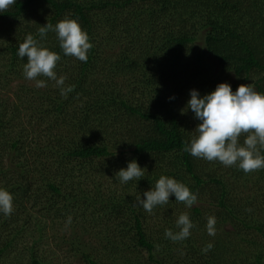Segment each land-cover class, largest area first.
Listing matches in <instances>:
<instances>
[{
  "label": "trees",
  "instance_id": "obj_1",
  "mask_svg": "<svg viewBox=\"0 0 264 264\" xmlns=\"http://www.w3.org/2000/svg\"><path fill=\"white\" fill-rule=\"evenodd\" d=\"M65 17L89 35L86 63L65 56L54 32L38 35ZM28 34L61 56L67 98L45 77L44 88L27 84L18 44ZM220 83L264 94V0H16L0 12V188L14 205L0 213V264H53L51 246L77 264H264V169L245 174L183 150L201 123L181 114L190 92L202 98ZM104 159L112 167L97 177ZM132 161L147 171L116 190L114 167ZM162 175L198 195L183 241L165 238L179 231L172 222L151 231L132 205L139 185L152 190Z\"/></svg>",
  "mask_w": 264,
  "mask_h": 264
},
{
  "label": "clouds",
  "instance_id": "obj_2",
  "mask_svg": "<svg viewBox=\"0 0 264 264\" xmlns=\"http://www.w3.org/2000/svg\"><path fill=\"white\" fill-rule=\"evenodd\" d=\"M15 3L16 0H0V12L7 11ZM49 31L56 34L65 56L85 63L88 61V53L93 44L77 20L65 17L55 26L47 22L46 26H40L38 35L46 39ZM18 56L22 60L27 57L23 75L27 80L35 81L37 88L47 86L45 80L39 79L45 77L55 82V87L60 89L61 96L65 98L74 90L73 86H65L67 77H58L55 71L61 56L42 46L32 34H28L24 42L18 44ZM190 96L181 114L191 110L195 114L194 118L201 123L190 133V141L185 140V152L208 162H219L225 167H238L245 174L264 169V94L257 92L253 84H241L233 92L230 84L220 83L215 91L202 98L196 90H192ZM145 171L146 168L142 169L136 161H132L126 169L119 170L115 178L126 184L132 180H141ZM143 196L146 198L137 196L134 205L149 214L153 213L155 207L168 204L172 196L187 208L196 204L198 199V195L184 183L164 175ZM13 211L12 194L0 188V213L10 216ZM216 222L215 216L207 218L206 230L209 236L216 235ZM71 223L72 217L69 216L65 227ZM175 224L179 231L165 230V238L173 242L189 238L191 229L195 227L187 212L180 214ZM213 247L212 243H208L202 251L207 254Z\"/></svg>",
  "mask_w": 264,
  "mask_h": 264
},
{
  "label": "rangeland",
  "instance_id": "obj_3",
  "mask_svg": "<svg viewBox=\"0 0 264 264\" xmlns=\"http://www.w3.org/2000/svg\"><path fill=\"white\" fill-rule=\"evenodd\" d=\"M231 83H234L235 82V79H233V81H230ZM27 84L30 86V87H36L35 86V81H30V80H27ZM52 88V86H50ZM54 87V86H53ZM192 128L194 129V127L192 126ZM50 134H53V130L52 131H49ZM37 136V135H36ZM34 135L30 136L31 137V140H36V137ZM46 138V136L44 137H40L39 140L40 141H44V139ZM113 165H114V161H112ZM115 165H118L117 163H115ZM103 166H106L107 168H110L112 167L110 161H107L106 159H104L99 165L98 167H96V169H94V173L97 175H100V173L104 172L103 170ZM115 170H116V173L119 172V170L121 169H126L124 166H122V164L120 163L119 166H115L114 167ZM110 170V169H109ZM111 171V170H110ZM250 180H252V177L250 178ZM99 181V178L97 180V182ZM114 181V180H113ZM134 181L135 183V180H132ZM118 182V183H117ZM117 182L113 183L114 185V188L116 190H119L120 189V185H122V183H120L118 180ZM247 183V184H245ZM245 186H239L238 187V191L242 192L244 190L247 189V191H249V188H250V185H251V181L249 182H245ZM120 184V185H119ZM105 185H103L101 187L103 193L105 194L106 191L104 190ZM142 190L139 192V195H141L142 198H146L143 196V193L144 191L146 192V188H143L141 185H139ZM144 190V191H143ZM131 192H134L132 190H130ZM136 198V197H135ZM134 202H135V199H133V202H132V205L134 206ZM177 206V208H176ZM136 207V206H135ZM144 212V210H142ZM187 212L188 215L190 213V208H187L186 206L184 208H179L178 209V205H174V203L171 201H169L168 204L166 205H163V206H157L153 209V213L152 214H145L144 216L146 217L144 220L146 221V226L149 227V229L151 231H153L154 233L158 231V227L161 228L164 226L165 222H172V224H175V221L176 219L178 218V216L182 213H185ZM170 214V216H169ZM60 241L58 240L56 243H59ZM208 243H212V241L210 240L209 242L207 241V243H205V246L208 244ZM213 244V243H212ZM54 245V244H53ZM96 247V246H95ZM49 249H51L54 254H55V259L53 261V264H77L76 260L74 259V261L72 259H64L62 258V253L59 249H56L55 247L51 246L49 247ZM95 249H98L97 247ZM58 257V261H57V258ZM177 258V257H176ZM49 259V258H48ZM51 259V257H50ZM177 260V259H176ZM175 260V261H176Z\"/></svg>",
  "mask_w": 264,
  "mask_h": 264
}]
</instances>
